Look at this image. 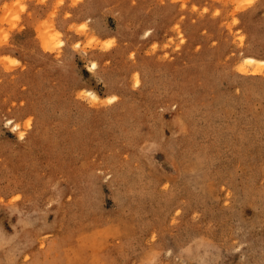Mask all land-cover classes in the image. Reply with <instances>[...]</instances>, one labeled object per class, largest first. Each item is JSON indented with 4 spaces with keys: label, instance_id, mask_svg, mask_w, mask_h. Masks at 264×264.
<instances>
[{
    "label": "rangeland",
    "instance_id": "obj_1",
    "mask_svg": "<svg viewBox=\"0 0 264 264\" xmlns=\"http://www.w3.org/2000/svg\"><path fill=\"white\" fill-rule=\"evenodd\" d=\"M246 57L264 0H0V264H264Z\"/></svg>",
    "mask_w": 264,
    "mask_h": 264
},
{
    "label": "bare ground",
    "instance_id": "obj_2",
    "mask_svg": "<svg viewBox=\"0 0 264 264\" xmlns=\"http://www.w3.org/2000/svg\"><path fill=\"white\" fill-rule=\"evenodd\" d=\"M104 44V43H103ZM245 62H247L249 65H254L255 66V64H261V65H263L264 66V60H258V59H256V58H254V57H246L245 58ZM246 64V63H245ZM248 66V65H247ZM250 68V67H249ZM248 68V69H249ZM255 68V67H254ZM251 70V69H250ZM242 71V70H241ZM247 71V70H246ZM89 94V93H88ZM90 95V94H89ZM91 95H93L95 98H97L98 99V97L95 95V94H93V93H91ZM107 100H109L111 103H113V102H115V100H116V98L115 97H111V98H109V99H107ZM106 100V101H107ZM109 102V103H110Z\"/></svg>",
    "mask_w": 264,
    "mask_h": 264
}]
</instances>
